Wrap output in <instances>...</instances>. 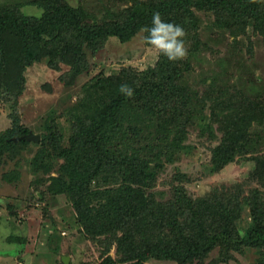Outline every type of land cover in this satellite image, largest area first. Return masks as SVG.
I'll return each instance as SVG.
<instances>
[{
	"label": "trees",
	"instance_id": "obj_1",
	"mask_svg": "<svg viewBox=\"0 0 264 264\" xmlns=\"http://www.w3.org/2000/svg\"><path fill=\"white\" fill-rule=\"evenodd\" d=\"M33 2L27 5L41 8L39 16L23 17L18 9L0 6V100L12 110L10 128L0 132V163L11 161L30 145L25 140L13 142L31 132L20 123L16 107V93H20L27 68L40 62L55 70L60 64L68 65L71 70L67 84L72 86L86 70L85 49L91 50L110 37L123 43L129 41L142 26L151 27L153 13L159 12L164 22L184 28L185 44L195 41L186 47V59L171 63L160 56L152 68L122 69L116 75L89 81L77 100L66 108L67 137L53 114L39 128L40 143L30 162L31 172L46 178L40 182H49L47 194L66 197L84 235L98 237L99 241L105 238L100 243L105 253L98 264H146L151 260L186 264L202 261L221 243L263 249L259 261L264 264V208L259 209L256 196L247 201L257 217L247 226L242 242L235 227L242 210L238 209L237 195L209 201L208 208L218 216L221 227L207 230L202 223L206 220L203 207L207 200L196 206L178 187L172 210L158 211L155 216L154 209L144 205L142 194L143 188L155 182L163 161L171 162L186 149L184 141L190 128L199 127L212 138L215 126V132L225 136L224 143L212 150L213 173L231 163L236 153L258 150L259 135L251 136L249 130L252 122L264 126V104L254 109H248L245 102L236 106L230 99L225 100V83L213 79L205 92L198 94L187 80L191 60L203 45L196 35L200 26L196 13L215 14L218 27L229 32L237 29L264 35V0H134L117 15L107 12L109 17L93 26L84 25L87 15L82 7L71 8L58 0ZM64 29L72 32L64 33ZM122 84L134 89L132 98L119 93ZM10 89H14V96L4 93ZM208 102L211 113L206 115ZM217 108L220 114H216ZM240 128L246 133H239ZM134 146L140 147V156L128 155ZM257 165L255 179L264 185V160H258ZM56 169L59 176L50 177ZM2 179L7 183L15 181L18 173L3 174ZM92 183L100 186L93 187ZM40 195L44 198V193ZM133 221H137L134 227L128 228ZM165 229L173 241L163 238ZM113 246L115 258L106 257Z\"/></svg>",
	"mask_w": 264,
	"mask_h": 264
},
{
	"label": "rangeland",
	"instance_id": "obj_2",
	"mask_svg": "<svg viewBox=\"0 0 264 264\" xmlns=\"http://www.w3.org/2000/svg\"><path fill=\"white\" fill-rule=\"evenodd\" d=\"M33 1L35 0H0V6L18 9L23 17L39 16L41 8L34 4L27 5L29 2L34 3ZM58 1L67 2L71 8L82 7L87 15L84 25L93 26L109 17L107 12L117 15L134 0ZM196 16L200 22L196 35L199 44L203 45L191 60L192 71L187 83L198 94H203L208 84L216 79L217 83L226 85L225 100L230 99L236 106H242L245 102L250 106L248 109L261 107L264 104V35L250 31L243 33L237 29L229 32L224 27H218L215 14L197 12ZM66 32L72 31L64 29V33ZM194 44L195 41L190 40L185 45L190 47ZM84 56L86 70L76 77L72 86L67 84L71 70L68 65L60 64L55 70L45 62H40L32 64L23 72L21 90L19 94L16 93V107L20 123L33 134L40 135L39 128L53 114L54 120L64 129L67 137L66 108L77 100L85 84L97 76L116 75L122 69L143 71L154 67L158 60L156 54L142 44L140 33L124 43L116 38H108L91 50L85 49ZM13 91L14 89H10L4 93ZM217 91L213 89V92ZM9 95L14 96V93ZM5 97L7 99L8 96ZM210 107L211 103L208 102L205 107L206 115L211 113ZM11 111L9 104L0 100V132L10 128ZM220 113L221 110L217 108L216 114ZM225 113L226 111L222 115ZM252 123L249 132L251 136L259 135L258 150L249 154L236 153L231 163L214 173L211 172L212 150L224 143L225 136L215 132V126L211 129L212 138H209V133H202L199 127L190 128L184 141L186 149L171 162L163 161L155 182L142 189L144 205L154 209L155 216L158 211H171L175 191L182 187L196 206L202 200L208 201L203 207L206 220H202L208 230L221 227L218 216L208 208L209 201L237 195L238 209L241 207L242 210L239 211L240 217L235 221V227L239 230L242 241L247 226L256 216L251 210L254 208L247 201L251 202L252 196H256L260 202L259 209L264 208V185L261 181H256V175L254 176L259 170L257 161L264 160V126L258 127ZM239 130V133H246L241 128ZM28 143L30 145L27 149L16 153L11 161L3 160L0 163V264H63L61 256L68 258V264H98L102 253H105L104 247L100 245L105 238L101 237L99 241L96 236H85L76 224V213L66 197H54L46 193L49 182L41 183L40 180L46 178L41 174L34 176L30 168L40 140L38 143ZM139 149V146H134L127 153L130 156H140L142 152ZM12 171L18 173V179L5 182L2 175ZM56 171L57 169L52 171L49 176L57 178L59 174ZM37 180L39 182L34 184ZM90 185L100 186L96 183ZM41 193H44V198ZM168 217L171 218V213ZM181 221L184 223V218L181 217ZM136 222L130 223L128 228L132 229ZM118 237H121L120 233ZM163 238L168 239V242L173 241V236L167 229L163 231ZM112 243L110 239L109 244ZM114 248L115 246L105 256L115 258ZM262 251L263 249L251 245L229 247L221 243L214 246L202 261L198 259L186 264H261L259 254ZM146 264L178 263L151 260Z\"/></svg>",
	"mask_w": 264,
	"mask_h": 264
},
{
	"label": "clouds",
	"instance_id": "obj_3",
	"mask_svg": "<svg viewBox=\"0 0 264 264\" xmlns=\"http://www.w3.org/2000/svg\"><path fill=\"white\" fill-rule=\"evenodd\" d=\"M139 33L142 44L153 51L157 58L163 56L171 63L186 59L188 53L185 37L187 34L184 28L172 22H164L159 12L153 13L151 27L142 26ZM118 91L126 98L134 96V89L127 84H122Z\"/></svg>",
	"mask_w": 264,
	"mask_h": 264
},
{
	"label": "water",
	"instance_id": "obj_4",
	"mask_svg": "<svg viewBox=\"0 0 264 264\" xmlns=\"http://www.w3.org/2000/svg\"><path fill=\"white\" fill-rule=\"evenodd\" d=\"M21 140H25V141L32 142V143H38V141L40 140V135L29 132L27 135H24L17 139H13V142H17ZM61 261L63 262V264H68L67 257L61 256Z\"/></svg>",
	"mask_w": 264,
	"mask_h": 264
}]
</instances>
